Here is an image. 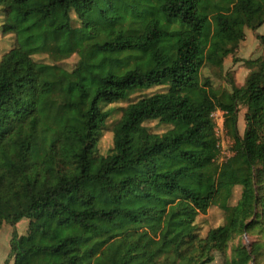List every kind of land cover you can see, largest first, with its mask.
Instances as JSON below:
<instances>
[{"label": "trees", "instance_id": "trees-1", "mask_svg": "<svg viewBox=\"0 0 264 264\" xmlns=\"http://www.w3.org/2000/svg\"><path fill=\"white\" fill-rule=\"evenodd\" d=\"M0 13L2 34L14 37L0 56V226L27 220L10 236L12 264H207L214 252L219 264H247L243 246L229 259L224 250L264 219V58L245 60L230 91L199 71L221 69L244 28L264 22V0H0ZM155 86L164 90L118 108L111 147L97 154L106 105ZM214 111L231 140L220 162ZM150 120L168 128L150 132ZM234 186L240 197L228 204ZM212 205L223 222L200 238L192 219ZM174 214L178 231L138 243Z\"/></svg>", "mask_w": 264, "mask_h": 264}, {"label": "rangeland", "instance_id": "rangeland-1", "mask_svg": "<svg viewBox=\"0 0 264 264\" xmlns=\"http://www.w3.org/2000/svg\"><path fill=\"white\" fill-rule=\"evenodd\" d=\"M1 13H0V24H1ZM264 34V22L257 27L255 30L244 28V38L239 41L234 51L222 60L221 69H215L212 67L204 66L199 71V78L202 79L207 77L213 87L224 88L230 91L231 84L235 86H241L245 76L249 72V68L244 63L245 60H254L256 58H264V41H260L258 36ZM258 35V36H257ZM14 43L13 34H2L0 29V56L7 51ZM33 59L46 61L45 55H34ZM77 56L75 54L70 55L68 58L63 59L59 64L64 69H71L74 65ZM164 90V87L155 86L148 90L138 92L129 96L125 101L117 102L114 104L106 105V108H114L111 115L106 119L102 128L101 134L98 137L95 152L97 154H105L111 147V126L114 121L119 117V107L124 106L127 102L135 100L137 97L156 91ZM256 102H264L260 99ZM248 98L247 95L243 94L237 100V112H236V128L239 135L242 134L244 129V114L247 108ZM212 117L215 122V135L218 138L219 155L217 161L220 162L226 157L231 155L230 145L231 140L224 134L222 128V116L220 111H214ZM143 125L150 132H161L168 128V126L159 124L155 120L145 121ZM240 197V187L234 186L232 189L231 196L228 200V204H234ZM95 200L98 204H106L104 197L97 195ZM136 199L131 200V204L141 205L143 203L136 202ZM253 197L249 193H246L243 198V204L246 207L253 208ZM254 211V208H253ZM183 214H174L171 217L163 216L160 221H152L148 228L143 229L138 233V243H142L146 240L151 239L154 245L163 243L164 240L169 238L173 233L180 229V218ZM120 224H125L126 221L120 220ZM223 222L222 211L216 206H210L204 214L197 213L193 219L192 224L195 228L193 233L202 238L206 232ZM27 220L20 219L14 225H9L3 222L0 226V264H12V256L9 249V239L11 234L16 236L23 234L26 229ZM249 231L242 232L234 236L231 240L226 243L224 256L229 259L232 255V248L236 245H241L245 250L250 253L251 260L247 264H255L253 258H256L257 264H264V219L257 221ZM112 227V226H111ZM261 246L259 251L258 246ZM257 254L258 256H256ZM221 256L218 253L212 254V260L207 264H219ZM141 261V260H138Z\"/></svg>", "mask_w": 264, "mask_h": 264}]
</instances>
